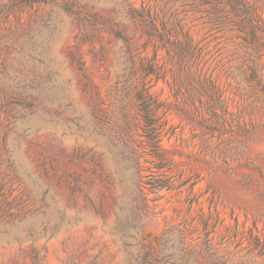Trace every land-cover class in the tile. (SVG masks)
Here are the masks:
<instances>
[{
    "label": "rangeland",
    "instance_id": "rangeland-1",
    "mask_svg": "<svg viewBox=\"0 0 264 264\" xmlns=\"http://www.w3.org/2000/svg\"><path fill=\"white\" fill-rule=\"evenodd\" d=\"M33 258L264 264V0H0V264Z\"/></svg>",
    "mask_w": 264,
    "mask_h": 264
},
{
    "label": "trees",
    "instance_id": "trees-1",
    "mask_svg": "<svg viewBox=\"0 0 264 264\" xmlns=\"http://www.w3.org/2000/svg\"><path fill=\"white\" fill-rule=\"evenodd\" d=\"M50 0H33L36 3H45ZM134 13H138L137 10H133ZM150 94L149 87L147 83H142L140 89L137 90L136 100L138 102V109L140 112V116L143 122L142 130L144 132V136L146 139V146L150 149V155L152 158L157 160L160 164L163 163V146H162V135L160 132V127L157 125V119L155 118V112L151 107L150 103ZM150 193L155 194L163 189H168L167 185H161L156 181L152 183H145ZM144 202H147V197H142ZM31 264H40L39 261H36L35 258L31 259Z\"/></svg>",
    "mask_w": 264,
    "mask_h": 264
}]
</instances>
